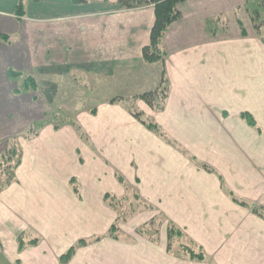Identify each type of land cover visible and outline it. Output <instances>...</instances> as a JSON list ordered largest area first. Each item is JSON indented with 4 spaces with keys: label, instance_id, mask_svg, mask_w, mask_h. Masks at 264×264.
Instances as JSON below:
<instances>
[{
    "label": "crops",
    "instance_id": "0c3cea01",
    "mask_svg": "<svg viewBox=\"0 0 264 264\" xmlns=\"http://www.w3.org/2000/svg\"><path fill=\"white\" fill-rule=\"evenodd\" d=\"M17 1L0 0V7H4L0 9V34L18 35V40L11 45L0 41V145L21 133L29 124L43 119L44 103H35L29 94L15 96L13 90L16 84L7 77L9 67L30 71L40 60L39 67L45 70L51 66L57 70L61 68L62 74H74L81 69L92 76L107 75L111 80L117 76L115 81L120 84L116 86L119 90L115 91L120 93L113 95V98L132 97L125 95L129 84L126 82L133 79L151 82L142 91L148 92L155 90L164 76L168 95L165 109L157 122L167 129L166 136L173 146L182 145L177 139H183V145L193 147L194 152L201 146H211L210 154L214 158V147L218 152V147L224 145L226 137L243 143L247 138V145L253 153L264 149V93H257V83L264 75V54L256 58V44L250 42L249 37L215 39L212 36L199 39L195 27L185 24L195 14L206 13L213 17L216 15L214 13L221 11H226L229 19L234 15L233 7L238 4H234L235 0H223V4L219 3L220 0H192L180 5L183 18L168 31L165 40L168 51L164 63L146 64L150 70H144L143 74L135 73L137 76L124 73L128 68L132 70L133 66L137 67L132 70L134 72L143 68L145 64L141 50L147 43L130 47L121 35L120 41L112 38V35H118L114 26L116 21H109L108 15L105 19L110 26H101L105 21L100 20L101 16L76 12L71 0H50L55 2L57 11H66L51 16L57 22L54 29H49L47 15L36 16L42 19L38 20L41 24L32 27L25 23L26 19L31 18L28 16V5L25 17L21 21L16 19ZM29 1L38 3L35 4L38 6L35 10L40 14L45 7L43 2L47 4L49 0ZM91 1L99 6L104 0ZM230 2L233 4L227 10L217 9ZM150 24L147 34L152 26ZM34 33L38 35L40 44L36 55L30 40ZM124 75L133 77L128 80L123 78ZM111 91L110 87L109 96H112ZM242 112L250 113L263 129V138L260 137L258 143H253L252 136L250 139L251 129L239 117ZM124 120L128 123L126 117ZM130 124L135 130L133 122ZM82 126L86 130V141L80 139L72 126L54 130L52 125L45 126L34 138L18 139L22 159L15 170V182L0 192V264H61L59 258L78 240L95 236V226L98 224L95 221L96 213L108 214L103 206V195L114 192L117 182L122 184L119 179L116 182L109 175L110 164L115 159L125 158L119 155L110 157L111 150L106 149L109 144L106 140L110 138H101L98 135L102 132H98L99 128L91 131L87 126ZM127 127L124 126L123 130L127 131ZM136 132L140 135L137 139L143 144L144 133L138 124ZM120 135L114 148L126 157L127 151H132L127 149L128 145L121 143ZM164 144V147L171 146ZM139 146L136 145L137 148ZM184 151L188 152L191 161H210V158L200 157L194 152L192 154L187 149ZM132 155L135 166L140 168L137 152L134 151ZM166 155L170 161L175 159L169 153L164 154V159ZM128 158L131 160V154ZM149 176L150 182L145 181L151 191H163L160 187L163 185L168 188L169 198L171 195L173 199L179 197L180 191L172 190L176 185L170 181L178 179L182 181L186 193L191 194L189 170L176 173L165 169L161 173L152 169ZM216 180L218 186H215V192L221 185L228 194H234L223 185V175H216ZM171 220L178 227L181 226L174 219ZM19 239L24 244L21 248ZM32 240H37V243L31 244ZM100 245L77 248L67 264H199L166 253V228L163 235H159L157 245L142 240L139 249L134 251L112 240L104 245V249L98 248ZM202 246L210 254L208 247Z\"/></svg>",
    "mask_w": 264,
    "mask_h": 264
},
{
    "label": "rangeland",
    "instance_id": "374dc122",
    "mask_svg": "<svg viewBox=\"0 0 264 264\" xmlns=\"http://www.w3.org/2000/svg\"><path fill=\"white\" fill-rule=\"evenodd\" d=\"M23 1L25 8L28 5V16L31 17L30 19H26L25 23L32 27H39L41 24L38 20L41 21L42 19L36 16L47 15L48 19L46 20L50 21L48 24L49 29H54L56 20L52 19L53 17L51 16H56L57 14L63 13L62 11H66H57L58 9L54 8L55 2L52 3V1L49 0L47 4L45 1L43 2L45 7L39 14L35 10L38 7L35 6V4L37 5L38 3H32L29 0L28 3L26 0ZM116 1L104 0L100 2V5L97 4L99 6H95L91 0H86V2L82 4L75 5L76 7H74V10L87 15L93 13L101 16L100 20H105L101 26H105L106 24L110 26V23L105 19V16L108 15L109 21H116L114 26H116L118 33L117 36L112 35L111 37L120 41L121 39L119 37L121 35L123 41L128 42L130 47H136V44L139 46L141 43H148L147 35H149V31L147 34V30L151 25L150 23H153L154 20L152 6L133 10H121L117 8ZM212 1L215 2L216 0ZM219 3L223 4V0H220ZM231 3L232 2L226 4L225 7L219 6L217 9L227 10ZM235 3L242 4L241 0H235L234 4ZM237 5L238 4L235 6ZM209 7H213V5ZM243 7L241 8L244 10L247 9L246 12L251 14L255 8L253 1H247ZM0 9H4V7H0ZM6 9L7 7L5 10ZM225 12L226 11L214 13L216 15L213 17H209V14L206 15V13L203 15L195 14L193 18L188 19L185 24L195 27L199 39L212 37L213 34L217 36H227L228 32L231 35L235 34L237 32L236 25H234L236 17L238 15L246 16V14L243 13L242 10L240 11L239 7H236L233 10V17L230 16L228 19V14ZM84 14L79 15L81 16ZM260 17L264 19V11L261 12ZM42 18L44 17L42 16ZM11 35L17 36L18 38L16 33ZM249 38L250 42L256 44V58L261 57L262 53L264 54L263 43L258 38ZM30 40H32L31 45L36 49L34 50V54L36 55L39 53L38 49L40 45L38 35L34 33ZM36 58L39 59V56L37 55ZM39 61L40 60H37L30 71L25 70V72L34 76L38 86V90L29 95L32 96L35 103L40 104V101L42 104L44 103V111L42 113L43 119H38L34 121V123L43 121L45 115H48L47 119L52 120L59 126H72L76 131L75 127L71 124L75 123L81 129L80 132H76L80 139L84 141L87 139V134L82 125L87 126L91 131L99 128L98 132L102 131L98 134L101 138L102 136H104V139L106 137L110 138L106 140V142H109L106 149L111 150L110 157L119 155L120 158H125L122 160L115 159L114 162H110V173H107H109L111 178L113 177L112 179H115V181L120 180L122 184L116 181L118 185L117 189H114V192H108L106 195H108L109 198H106V200L104 199L105 195H103V206L108 214L98 215L96 213L97 217H95V221L98 224L95 226V236L84 239L88 242L94 238H99V241H90L84 247L101 244L98 248L103 247L102 249H104V245L111 240L126 245L124 247L130 251L139 249V243L141 244L142 240L157 245L159 243V235L161 233L163 235L168 223H172L171 219H174L183 227L180 226L183 233L195 244L202 247V250L209 259V262L193 263L264 264L263 148L253 153L249 150L247 138H245L246 142L243 143V141H234L233 139L225 137V143L218 147V152L216 151V147H214L215 151L213 158L210 154L211 146H201L194 152L192 150L193 147L183 145V139H177L182 145L173 146L172 141L166 136L167 129L159 126L157 122L165 109L167 98L164 103V109L161 112L152 110L143 101L137 100V97L144 93L142 91L152 84L151 82L133 79L132 81L126 82L129 84L128 89H126L128 92L125 94L132 97L119 96L113 98V95L120 93L119 91H115L119 90L116 86L120 84L119 81H115L117 80V76H113L111 80L107 78V75L95 74L92 76L88 73H83L81 69H78L74 74L65 73V75L62 74L61 68L57 70L56 67L51 66L49 69L45 70L39 67ZM144 64L143 68H138L139 70L137 72L132 71L137 68L133 66L132 70L128 68L127 72L124 74L137 76L135 73L142 72L141 74H143L144 70L149 71L150 66L146 65L147 63L145 62ZM159 64H161V62H159ZM155 69L156 68H154V71ZM141 74H138V76ZM130 77L133 76H123L124 79L128 80ZM122 84L125 85L123 82ZM165 84L167 86V83ZM110 87L112 96H109L108 93ZM159 87L162 86H157L155 90ZM257 93H261V95L264 93V75H262V79L257 83ZM111 99L115 101L111 103L113 104L112 106L109 105ZM95 110H99L98 113L92 114ZM135 110L142 113V120L146 122L151 120V122L155 123L159 127V133L150 132L144 125L135 120L129 113ZM124 117L127 118L128 123H125ZM130 122H133V125H135V130ZM243 123L245 124V122ZM136 124L143 129V144L137 139L140 135L136 132ZM127 125V131H124V126ZM250 129L252 132L250 134V139L252 136L253 143H258L260 137L263 138V129L261 128L262 133H257L253 128ZM119 135L121 143L128 145L127 149L132 151H127L128 154L126 157L114 148L118 143L116 140ZM164 143L171 146L164 147ZM137 144H140L139 148L136 147ZM5 147V144L0 145V153ZM184 149H187L192 154L194 152L200 157L206 159L210 158V161H191L188 152H185ZM134 151L138 154V166L140 168L135 166L136 162L134 163V155H132ZM167 153L174 155L175 159L170 161L167 159V155L166 159H164V154ZM129 154H131V160L128 158ZM96 155L100 158L98 153H96ZM154 160L155 162L153 164ZM201 164L209 166L212 172L207 173L208 171L206 172V170L201 167ZM152 169L158 170L161 173L165 169L171 172L176 171V173L184 169L189 170L191 173V194L186 193V188L183 186L182 181L178 179L174 182L171 179L170 181L176 185L172 187V190L176 189L180 191L179 197L173 199L171 195V198H169L167 193L168 188L163 185L160 186L163 191L159 189V194L157 191H151L150 187H146V182H150L149 175ZM219 174L224 177L223 185L234 194H228L221 185L220 189L217 188L215 192V186H218L216 175ZM121 175L124 176L125 179ZM71 183L73 184V181H71ZM139 194H142V197ZM136 195L138 198H135ZM157 195H159L158 199ZM231 196L262 207L261 211L263 213V218L253 214L250 209L234 203ZM158 200L160 201L158 202ZM119 204H123V208L128 209L131 207L135 209L136 212L131 217L127 218L126 221L122 222L119 217L120 213L118 212L120 209L118 208ZM149 224L151 227H149ZM112 225L117 227L115 239L109 235V230ZM176 226L179 225L177 224ZM146 237L156 241H150ZM161 243L163 245L164 242L161 241ZM201 243L205 248L208 247L210 254L205 251Z\"/></svg>",
    "mask_w": 264,
    "mask_h": 264
},
{
    "label": "trees",
    "instance_id": "16d2710c",
    "mask_svg": "<svg viewBox=\"0 0 264 264\" xmlns=\"http://www.w3.org/2000/svg\"><path fill=\"white\" fill-rule=\"evenodd\" d=\"M192 0H117L116 6L121 10H133L140 9L143 7L152 6L154 20L148 35V43L141 50V56L145 63L147 64H155V63H163L164 59L167 55V46L165 44L166 36L168 34L169 29L176 23H179L183 16L180 11L179 6L189 2ZM247 1H253V5L255 6L254 11L251 13L246 12L247 9H243L244 5ZM72 4L79 5L86 0H71ZM242 4H239L236 7L240 8L246 16L238 15L235 19L234 25H236L237 32L235 34H229L227 36H217L213 34V38L220 37H228V36H238L240 38L253 37L258 38L264 45V19H261V12L264 11V0H241ZM243 7V8H241ZM25 6L23 0H18L15 6V16L18 21H21L23 17H25ZM13 38V39H12ZM17 36H13L11 34H0V41L4 44L11 45L15 42ZM18 40V39H17ZM162 73H164L162 71ZM7 77L10 82L16 83L17 86L13 90V94L15 96H20L24 94H31L38 90V86L36 83V79L31 74L18 70L13 67H9L7 69ZM167 80L163 76L161 78L159 87L156 90L148 91L140 94L137 97V100L143 101L148 107L152 110L161 112L164 109V103L167 98L168 87L166 86ZM113 99H111L110 103H114ZM130 115L144 125L147 130L153 133H159V127L151 122H146L141 119L142 113L140 111H130ZM240 119L245 122L247 126L253 128L257 133H262L261 128L258 126L255 119L248 112H242L239 114ZM48 115H45V119L40 121L39 123H31L29 124L25 130L21 133L7 139L3 142L6 145L5 149L0 153V192L6 189L10 184L15 182V170L20 165L22 159V149L18 142V139L28 140L36 137L40 131L47 125H52L54 130H59L61 126L54 123L52 120L47 119ZM73 127H75L77 132H80L79 126L75 123H71ZM201 167L208 171L212 172L209 166L205 164H201ZM106 198H109L108 195H105ZM135 198H138L136 195ZM232 201L237 205L248 208L251 212L261 218H263V213L261 211L262 207L256 206L253 203H249L245 200L238 199L234 196H231ZM119 209V217L121 221H126L127 218L131 217L136 211L135 209L129 207L123 208V204L118 205ZM149 227L150 224H149ZM117 227L112 225L109 230V235L115 239ZM156 232V230H155ZM157 235V234H156ZM150 241L155 242L156 240L146 237ZM157 238V237H156ZM166 253L174 258H179L182 260H187L190 262H209V259L205 255L202 247L195 244L191 241L174 223H168L166 227ZM91 242L99 241V238H94L90 240ZM90 241H86L84 239L78 240L70 249H68L60 258L59 262L61 264H67L71 258L73 257L77 248L84 247ZM37 240H32L31 244H36ZM19 248H21L24 244L21 239L18 241ZM209 264H215L214 262H210Z\"/></svg>",
    "mask_w": 264,
    "mask_h": 264
}]
</instances>
